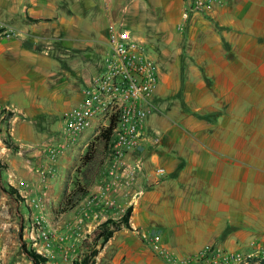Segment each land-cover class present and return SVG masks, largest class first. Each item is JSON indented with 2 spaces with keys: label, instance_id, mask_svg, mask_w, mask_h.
Segmentation results:
<instances>
[{
  "label": "crops",
  "instance_id": "crops-1",
  "mask_svg": "<svg viewBox=\"0 0 264 264\" xmlns=\"http://www.w3.org/2000/svg\"><path fill=\"white\" fill-rule=\"evenodd\" d=\"M134 1L0 0V184L14 189L27 206L26 227L20 226L24 230L21 247L23 243L28 247L31 196L37 199L45 193L42 202L47 211L58 213L63 209L64 191L71 192L66 186L85 154L82 149L77 152L79 144L63 151L54 162L44 152L60 141L50 129L51 110L42 100L47 87L54 88V104L69 100L60 94L68 89L74 95L73 108L81 100L79 87L68 84L59 66L69 54L86 60L71 47L70 34L101 35L102 53L110 13L124 2L132 4L128 11L133 13ZM142 1L153 4V13L149 8L147 16L155 19L159 30L181 5V0ZM226 1L211 16L220 21L221 29L207 18L193 16L184 31L192 44L181 41L175 47L180 53L175 59L167 57L166 49L156 53L159 80L153 104L157 113L150 117L149 126L161 134L162 142L154 153L144 156L145 170L136 187L142 195L131 210L130 226L159 235L164 248L179 259L197 255L205 246L255 255L257 246L264 243V0ZM104 3H109L108 11ZM54 39L57 44L48 41ZM73 40L76 50L86 47L84 38ZM44 42L50 49L61 47L65 52L61 60L39 59L42 54L37 50ZM223 43L229 46L228 57ZM188 49L191 54L183 58ZM95 63H86L84 80ZM174 90L185 92L177 104L169 100ZM164 110L173 117L164 115ZM56 115L62 120L63 113ZM62 126L63 122L60 132ZM86 132L80 139H92V130ZM102 155L101 151L92 180L83 171L94 158L79 167L78 184L87 192L96 184ZM47 166L54 177L37 190L35 171ZM157 167L163 168L162 176L154 175ZM110 244L119 250L117 256L125 248L126 258L133 259L122 264H164L145 255L140 241L123 236L107 242L98 262ZM22 255L31 264L23 247Z\"/></svg>",
  "mask_w": 264,
  "mask_h": 264
},
{
  "label": "built area",
  "instance_id": "built-area-1",
  "mask_svg": "<svg viewBox=\"0 0 264 264\" xmlns=\"http://www.w3.org/2000/svg\"><path fill=\"white\" fill-rule=\"evenodd\" d=\"M223 0H181L182 31L193 16L211 14ZM101 59L97 61L80 90L81 100L62 116V140L45 149L50 162L65 150L75 147L88 130L92 140L103 144L102 161L94 188L75 200L67 209L51 214L42 199L30 198L28 247L45 260L42 264H80L89 254L95 231L116 214H123L137 204L142 195L136 190L144 173V156L160 146L161 134L149 126L155 113L153 97L158 84V67L147 46L126 28H111L102 43ZM103 136L101 137V135ZM37 190L53 178L52 168H38ZM156 177L164 170L157 167ZM31 195V193H30ZM30 197V196H29ZM156 255L168 258L159 236L142 235ZM242 257L205 246L197 259L204 264H249L251 259L264 262V243L257 253ZM256 264V263H254Z\"/></svg>",
  "mask_w": 264,
  "mask_h": 264
},
{
  "label": "rangeland",
  "instance_id": "rangeland-1",
  "mask_svg": "<svg viewBox=\"0 0 264 264\" xmlns=\"http://www.w3.org/2000/svg\"><path fill=\"white\" fill-rule=\"evenodd\" d=\"M135 7H134V12L132 13V9L129 12V6L132 4L124 2L120 3L118 7L115 9L114 12L110 13V22L108 26L106 27L104 31V35L107 33V31L111 28H126L132 32L136 37L140 38L145 45L147 46V49L151 55V57L156 61V53L161 50H168L167 57L170 59H175L178 58V52L175 51V47L180 45L181 41L182 44L189 45L192 44L193 40H190L189 36L184 33L186 28L188 27V24L191 20L187 22L186 26L182 31L177 29V25L180 22V14H181V5L179 8V12L177 11L171 12V17L166 18L165 22V27H163V30H159V28L153 24L154 20L149 19L147 16V9L150 8V11L153 13V4H145L142 0H135ZM227 1L223 0V5L219 6L216 8V10L211 13V14H203V15H198L202 16L204 19L207 18L208 22L214 23L213 25L217 27V29H221L220 26V21L217 20L215 21L214 19H211V16L217 15L223 7L226 6ZM108 4L109 3H104L106 11H108ZM103 5V7H104ZM129 5V6H128ZM129 13H128V12ZM108 13V12H107ZM177 13V14H176ZM107 18V16L105 15ZM86 30L88 29V26L86 27ZM77 31V29H76ZM106 32V33H105ZM103 33V32H102ZM181 35V38H180ZM101 35L99 34H87L85 36L77 35V34H70V41H71V47L75 49L76 52L78 53H83L84 59H78V58H72L70 57L71 55H66V57L63 60V63H60V67L62 68L64 72L65 79H67L68 84L70 86H73L78 88V91L83 87L84 83V78H82V74H84V70L86 67V63L91 61H99L101 59V43L98 41ZM84 38L85 39V46L83 50H76L77 48L74 47L75 44H73L75 38ZM49 42L54 41L53 43L57 44L58 40H48ZM196 41V38H195ZM194 41V42H195ZM48 43V42H47ZM46 43V44H47ZM81 43V42H80ZM45 42L39 45V50H37L38 54H42L39 59L45 60H50L52 61L53 59L61 60V55L65 54V52L60 50V46H57L58 49H50L47 48ZM87 44V45H86ZM222 49L224 51V56L228 57L229 51V46L225 43L222 44ZM74 52V53H76ZM73 53V52H72ZM187 54H191L190 49H188L187 52L183 51V58L188 57ZM49 58H47V57ZM231 57V56H229ZM52 58V59H51ZM70 72V75L66 74V72ZM81 77V79H80ZM80 79V80H79ZM191 79V78H190ZM189 79V81H191ZM75 85V86H74ZM54 88L50 87V85L47 87V96L42 99L45 104H47V107L49 110H51V121H50V129L54 131V133L57 135L58 139L61 141V132H60V127L62 125V120L61 118H58L56 114L59 112L64 114V112H67L71 109H73V101L71 99L74 97L71 93V89H68L64 92H60L61 95L64 97L69 98V100H64L62 102H59L58 104L53 103V94ZM178 91V90H177ZM174 90V93L170 96V101L173 104L179 103L180 100L184 99L185 92L183 90L177 92ZM75 94V93H74ZM157 113V112H155ZM164 115H167L168 117L172 118L173 116L169 114L167 110L163 111ZM5 121V123H3ZM4 128H7V120L2 121ZM85 132L84 134H86ZM83 134V135H84ZM58 140V141H59ZM89 136L87 138H82L78 140V148L77 152L79 153L80 149L83 150V154L86 152L87 147L84 146V144H88L90 142ZM59 141V142H60ZM90 144H95L96 149H95V157L94 160L84 169L83 174L87 178V180H92L93 179V173L96 170L98 166V162L100 160L101 156V151H102V144L98 140H92ZM89 144V145H90ZM77 146V145H76ZM86 147V150H85ZM79 167L80 164L77 165V170L75 173L72 175L71 183L70 186H66L69 188V190H73L78 184V177H79ZM67 174L64 176V180L67 181ZM5 190L9 191L8 186L4 184ZM27 206L21 201L15 194H13L12 197L8 196L6 192L0 190V253L2 256V262L3 264H27V260L25 259L24 255H22V247L20 243V233H22V236L24 234V230L21 231V224L23 226V229L26 227L24 223V217L23 215L27 213L26 211ZM130 210V209H129ZM128 211V210H127ZM127 211L124 212L123 214L119 213L116 215H113L110 217L106 222H104L102 225L107 224L108 229L113 231V235L110 239L113 240V237L116 236L117 241L120 239V237H126L129 239V241H137L141 242L143 248H145V255H153L160 261L164 262V264H204L203 260L197 259V255H193L191 257H184V258H176L174 257L168 250L169 252L168 258H163L159 257L158 255L155 254V252L151 249L149 243L143 239L142 235H146L147 238L150 236H155L157 234H152V235H147L148 233L139 231L136 229H132L130 226V215L128 216L127 223L123 221V218L126 216ZM101 225V226H102ZM114 225V226H113ZM101 226L100 228L95 231L94 237L92 240V245L89 250V254L86 255L88 258V264H122L131 262L133 259L132 258H126L127 254L126 250L124 248V254L121 253L117 256L118 251L114 248L113 244H110V246L101 254L100 262L97 261V258L99 256L100 251L104 249L106 246L107 242H103L101 238H97V234L99 231H101ZM117 226V227H115ZM134 231V232H133ZM159 236V235H157ZM160 237V236H159ZM24 240V239H23ZM26 243V241H25ZM29 248V247H27ZM122 248V247H121ZM214 249L213 247H211ZM242 257H248L251 256V258H256L253 253L250 254H241Z\"/></svg>",
  "mask_w": 264,
  "mask_h": 264
},
{
  "label": "trees",
  "instance_id": "trees-1",
  "mask_svg": "<svg viewBox=\"0 0 264 264\" xmlns=\"http://www.w3.org/2000/svg\"><path fill=\"white\" fill-rule=\"evenodd\" d=\"M103 134L101 135V137ZM98 140V138H97ZM95 149L96 145L95 144H90L87 147V150L85 154L81 158V165L80 167H85L87 164H89L95 155ZM1 169V165H0ZM0 190L6 192V194L10 197L13 196V194L16 193V191L12 188H9V191L5 190V187L0 184ZM87 193L86 190H84L82 187L79 186V184H76L75 188L69 193L66 194V191H64V196L65 200L63 203V210L67 209L71 204L75 201L78 200L81 196H84ZM131 209L127 211L126 216L123 218V221L127 223L128 216L130 215ZM114 226V225H113ZM117 227V226H115ZM113 235V231L108 229V225L104 224L101 226V231L98 232L97 238H101L102 241L105 243L107 242ZM24 254L26 255L27 259L31 262V264H42L45 262L43 258L40 256L36 255L32 250L26 248L25 244L23 243L22 245ZM264 264V262L258 260V259H251L249 264ZM78 264V263H76ZM80 264H88V258L85 257L83 261Z\"/></svg>",
  "mask_w": 264,
  "mask_h": 264
}]
</instances>
